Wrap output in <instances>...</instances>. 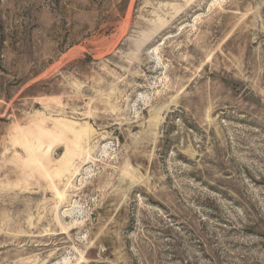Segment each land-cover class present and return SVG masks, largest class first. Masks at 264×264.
I'll return each instance as SVG.
<instances>
[{
  "label": "rangeland",
  "instance_id": "1",
  "mask_svg": "<svg viewBox=\"0 0 264 264\" xmlns=\"http://www.w3.org/2000/svg\"><path fill=\"white\" fill-rule=\"evenodd\" d=\"M0 264H264V0H0Z\"/></svg>",
  "mask_w": 264,
  "mask_h": 264
}]
</instances>
